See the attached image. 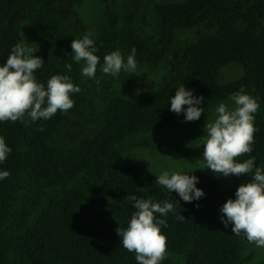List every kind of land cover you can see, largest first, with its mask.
<instances>
[{
	"label": "trees",
	"instance_id": "obj_1",
	"mask_svg": "<svg viewBox=\"0 0 264 264\" xmlns=\"http://www.w3.org/2000/svg\"><path fill=\"white\" fill-rule=\"evenodd\" d=\"M78 4L0 0V66L24 43L45 62L35 72L38 82L68 75L81 89L71 94L72 109L50 119L0 122V136L12 149L0 163V171L10 173L0 180V264H138L117 233L136 211L130 194L174 204L175 212L156 214L167 221L161 264H252L253 244L221 219L222 206L252 176L225 188L207 172L193 174L205 195L185 202L155 183L132 152L158 147L183 154L174 146L180 133L191 134L203 116L244 89L260 108L253 151L237 159L255 157V165L264 166V0H113L97 33L85 25ZM89 32L100 58L96 80L83 76V62L72 56V41ZM133 47L137 65L166 69L161 84L141 95L108 92L104 56L119 50L126 62ZM231 65L240 66L242 76L221 80ZM182 86L204 97L197 121L171 111ZM180 214L186 219H177Z\"/></svg>",
	"mask_w": 264,
	"mask_h": 264
},
{
	"label": "clouds",
	"instance_id": "obj_2",
	"mask_svg": "<svg viewBox=\"0 0 264 264\" xmlns=\"http://www.w3.org/2000/svg\"><path fill=\"white\" fill-rule=\"evenodd\" d=\"M91 36L92 33L89 32L82 39L72 41V56L75 62H83L82 75L96 80L100 58L95 54L97 48ZM135 55L136 49L133 47L125 62L119 50L113 51L104 56L100 70L114 77L122 70L136 73L138 65ZM44 63L24 43L13 46L6 64L0 66V122L25 121L26 117L33 122L47 120L55 116L58 110L67 112L74 107L75 101L71 94L79 93V86L68 75H53L46 85L38 82L35 72ZM66 68L70 72L72 64H67ZM193 91L182 86L171 98V111L178 115L183 113L185 122L199 120L205 111L199 107L204 97L194 96ZM229 100L233 106L220 103L216 108L214 121L206 123L203 168L225 178L243 174L252 176L251 182L238 187L236 198L228 199L222 206L221 219L226 227L229 224L233 226L232 232L235 235H243L250 244L264 247V166L257 167L255 157L243 161L237 159L253 151L254 133L257 131L254 126L255 114L260 105L257 98L245 93L244 89L233 93ZM11 151L5 138L0 136V163L7 160ZM9 175L8 171H0V180ZM155 183L165 187L170 193H178L185 202L199 200L205 195L197 187L198 177L189 175L188 172L170 174L164 170L157 176ZM126 199L134 202L136 211L126 229H117L123 248L135 253L138 264H161L167 254V237L161 228L167 227V221L158 218L156 214L166 217L170 212H175L174 204L168 200L153 202L151 197L138 199L132 194ZM177 219L185 220L186 217L180 214Z\"/></svg>",
	"mask_w": 264,
	"mask_h": 264
},
{
	"label": "rangeland",
	"instance_id": "obj_3",
	"mask_svg": "<svg viewBox=\"0 0 264 264\" xmlns=\"http://www.w3.org/2000/svg\"><path fill=\"white\" fill-rule=\"evenodd\" d=\"M113 0H79L77 11L92 33H97L98 24L102 19L105 7L110 5ZM189 36L182 38L183 42L189 39ZM166 69L163 67L155 68L150 66L138 65L136 73L121 71L118 76L110 75L108 85L105 89L112 93H123L128 96L141 95L154 91L159 87ZM242 68L238 65H231L222 72L223 81H234L242 76ZM227 104L232 107L229 100ZM204 118L196 122L192 128V133L185 135L180 133L174 142V146L183 151L178 153L169 151L166 148H140L132 152V157L145 165L155 176H159L164 170L169 173L178 172L189 175L207 172L216 179L220 180L225 188H234L238 182H245L248 179L246 174L230 177L217 176L210 169L203 168L205 161L203 160V136L205 133L206 123L214 121L216 118V109L207 113ZM158 137H153L156 140ZM180 152V151H179ZM156 176V178H157ZM235 199V198H234ZM249 251L255 254L252 264H258L264 261V247H256L255 244L250 247Z\"/></svg>",
	"mask_w": 264,
	"mask_h": 264
}]
</instances>
